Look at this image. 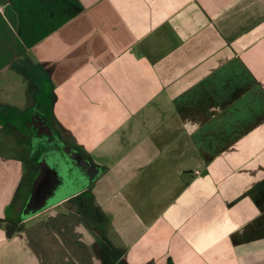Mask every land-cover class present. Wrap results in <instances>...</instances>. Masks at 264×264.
Masks as SVG:
<instances>
[{"label": "crops", "instance_id": "crops-1", "mask_svg": "<svg viewBox=\"0 0 264 264\" xmlns=\"http://www.w3.org/2000/svg\"><path fill=\"white\" fill-rule=\"evenodd\" d=\"M6 69L100 168L112 264H264V0H0ZM14 95L0 132L21 140ZM25 161L0 151V264H102L72 212L18 228Z\"/></svg>", "mask_w": 264, "mask_h": 264}, {"label": "water", "instance_id": "water-1", "mask_svg": "<svg viewBox=\"0 0 264 264\" xmlns=\"http://www.w3.org/2000/svg\"><path fill=\"white\" fill-rule=\"evenodd\" d=\"M55 143L59 146L56 151H60L61 154H55V162H49L47 155H41L38 160L39 170L31 183L28 198L21 212L23 219L34 217L49 209L64 188L65 191L70 188L75 172L85 176L86 187L100 175V168L81 156L74 147L58 140H55ZM69 196L70 194L66 195L64 199Z\"/></svg>", "mask_w": 264, "mask_h": 264}, {"label": "rangeland", "instance_id": "rangeland-1", "mask_svg": "<svg viewBox=\"0 0 264 264\" xmlns=\"http://www.w3.org/2000/svg\"><path fill=\"white\" fill-rule=\"evenodd\" d=\"M23 62H26V61H23ZM28 62H31V60L30 61L28 60ZM11 71H12V69H10L8 71V73L11 72ZM6 73H7V69L3 73L5 79L1 82L0 90H4L5 93H7L8 95L9 94L10 95L11 94H15L14 95L15 99L22 100L20 102V104H19L20 108H21L20 110L21 111H23L25 109L27 110L29 108V106L31 105V102H28L31 99L30 96H29L30 95V91H31L29 80L27 78H25L24 76H22L21 74L20 75L17 74L15 76H11V75L7 76ZM49 96L50 95L47 92L42 91V93L39 95L38 101L36 103V106H38L39 109L46 114L48 119H50V115L48 114V111H47L49 109ZM24 100H25V102H24ZM15 103H17V105H18V102H15ZM9 110H13V109L5 106L4 112H6V113L4 115V117H5L4 121L5 122H10L13 126H15L14 134L19 135L21 140H19L18 137L15 138V139H13L11 137H8V136L6 137L4 135L5 131H3V132L1 131L0 132V151L4 152V153H13L15 155H20V156L24 157V159H27V157L29 155V150H30L29 147H30L31 143L30 144L27 143V139H26L27 137L26 136H28L30 134V136L32 135L34 137V139H37V138L33 135L32 132L27 130L22 125L21 120H22L23 116L20 113H17L18 112L17 110H16V113H14L12 115H8L7 113H8ZM10 123H5V124H10ZM31 150H32V146H31ZM37 153H39L38 150H37ZM37 157H38V154L34 155V153H32L31 158H33V159L36 158L37 159ZM31 170H32V168H31ZM91 188L92 187H90L89 189H91ZM86 193L82 194V199H81L82 203L88 204V206L85 207L86 216H83L81 214L80 210H79V202H78L79 198H76V197H73V196L70 197L69 201L62 203L61 205H59V206H57V207H55L53 209L56 212L58 210H64V211H67V212H72V213L75 214L76 218L80 222L85 223L87 221V219H89L88 217L90 216V210L92 209V206H94L92 200L90 198H88L89 196ZM23 194H25L24 190H23ZM68 194H70L68 191H63L59 195V197L56 198V200L53 201V203H55L56 201H58L61 198H64ZM73 205H75L74 206V207H76L75 209L73 208ZM67 208H69V210H67ZM40 215H43V214L40 213V214L30 218L27 221L21 220L20 218H17L21 222H23V221L26 222L25 224L24 223H20L18 228L21 227V229H25L26 228L25 226H28L32 221L37 219L36 217H38ZM89 224L95 227L93 221H90ZM95 229H96V231H95V234H96L97 231H98L97 229H101V227H98V228H95ZM101 235L102 234L99 231L97 236H96V238L98 240L103 241L104 238H102Z\"/></svg>", "mask_w": 264, "mask_h": 264}, {"label": "flooded vegetation", "instance_id": "flooded-vegetation-1", "mask_svg": "<svg viewBox=\"0 0 264 264\" xmlns=\"http://www.w3.org/2000/svg\"><path fill=\"white\" fill-rule=\"evenodd\" d=\"M28 109H27L28 111L26 110L21 114L23 116L21 122H22V125L27 130L32 132L33 135L37 138V139H34V137L32 135L30 136V134L28 136H26L27 137L26 138L27 143L28 144L31 143V144L29 147V149H30L29 155L25 161V164L29 168H32V170H35L34 174L32 176V181H33L34 177L36 176V174L39 170L38 160L40 159L41 155H45V156L47 155V159L49 162H55V158H56V157H54L55 154L56 153H58V155L61 154L60 151H56L59 146L55 143V140L56 141L58 140L64 144H66V143L60 139L57 131L54 129L53 125L50 123L46 114L43 111H41L38 106H36L35 102ZM66 145H68V144H66ZM31 146H32V150H31ZM68 146H70V145H68ZM71 147H73V146H71ZM37 150L39 151V153H37ZM32 153H34V155L38 154L37 159L31 158ZM78 153L81 156H83L85 159H88L89 161H91L93 163V161L88 156L80 153L79 151H78ZM73 179L74 180L72 182V185L70 186L69 189H67V191L70 193L69 198H65V199L61 198L60 200L53 203L49 209H53V208L61 205L62 203L69 201L70 197L73 196V197L79 198V201H78L79 202V210L83 216H86L85 207L88 206V204L81 202L82 194L83 193L85 194L94 182L90 186L86 187L85 176H83L79 172L74 173ZM84 187H86V188H84ZM64 191H65V188H64ZM74 206L75 205H73V208L75 209L76 207H74ZM22 209L20 211V215L18 218H20L21 220H26L28 218L23 219L21 217ZM67 210H69V208H67ZM97 210L98 209L96 208V206H92V209L90 210V216L88 217L89 219H87V221L85 222V224L89 227L90 231L94 232V233L96 231V229H95L96 225L94 227V226L90 225L89 223H90V221H93L95 223H100V218L98 216ZM19 222H21V221L19 220ZM96 234H98V232ZM100 241H98V242L101 245V250H102V264H112L113 263V259H112L113 249L111 248L108 241H106L105 239L101 242Z\"/></svg>", "mask_w": 264, "mask_h": 264}]
</instances>
